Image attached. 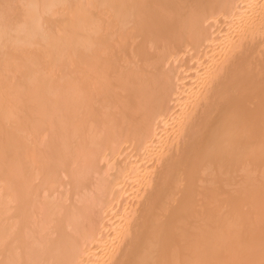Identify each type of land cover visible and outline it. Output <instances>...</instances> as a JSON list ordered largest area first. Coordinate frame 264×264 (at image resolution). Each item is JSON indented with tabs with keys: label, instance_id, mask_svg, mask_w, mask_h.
<instances>
[{
	"label": "bare ground",
	"instance_id": "obj_1",
	"mask_svg": "<svg viewBox=\"0 0 264 264\" xmlns=\"http://www.w3.org/2000/svg\"><path fill=\"white\" fill-rule=\"evenodd\" d=\"M0 264H264V0H0Z\"/></svg>",
	"mask_w": 264,
	"mask_h": 264
},
{
	"label": "rangeland",
	"instance_id": "obj_2",
	"mask_svg": "<svg viewBox=\"0 0 264 264\" xmlns=\"http://www.w3.org/2000/svg\"><path fill=\"white\" fill-rule=\"evenodd\" d=\"M186 57L189 58L188 56H186ZM184 58H185V57H184ZM184 60H185V59H184ZM105 145H106V144H105ZM130 151H131V150H130ZM159 168H160V166H158V167L156 168V171H157V172H158L157 169H159ZM64 187H65V186H64ZM67 188H68V187H65L64 189H63L62 187L59 188V189L57 188V189H56V193H57V192H59V193H57L56 195H58V194L64 192V190L67 189ZM62 189H63V190H62Z\"/></svg>",
	"mask_w": 264,
	"mask_h": 264
}]
</instances>
